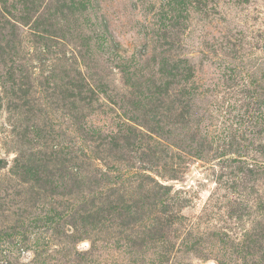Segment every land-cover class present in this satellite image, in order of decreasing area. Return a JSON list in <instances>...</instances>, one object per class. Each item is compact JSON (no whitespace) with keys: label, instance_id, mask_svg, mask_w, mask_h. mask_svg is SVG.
<instances>
[{"label":"rangeland","instance_id":"374dc122","mask_svg":"<svg viewBox=\"0 0 264 264\" xmlns=\"http://www.w3.org/2000/svg\"><path fill=\"white\" fill-rule=\"evenodd\" d=\"M0 48V264H264V0H0Z\"/></svg>","mask_w":264,"mask_h":264},{"label":"trees","instance_id":"16d2710c","mask_svg":"<svg viewBox=\"0 0 264 264\" xmlns=\"http://www.w3.org/2000/svg\"><path fill=\"white\" fill-rule=\"evenodd\" d=\"M26 3H27V2H26ZM21 11H23V12L25 13V15H28L30 12H32V11H30V9H26V8H22ZM23 12L21 13V14H22V17H23V14H24ZM33 14H34V13H33ZM23 18H24V17H23ZM23 18L21 19V22H22ZM0 51H1V48H0ZM175 78H176V76H175V75H172V80H174ZM157 94H162V93H154V97H156ZM176 96H177V95H175V98H174L172 101H173L174 104L180 105L181 103H180V101L176 98ZM157 107H159V106H157ZM105 177H106V175L103 176V178H105Z\"/></svg>","mask_w":264,"mask_h":264}]
</instances>
